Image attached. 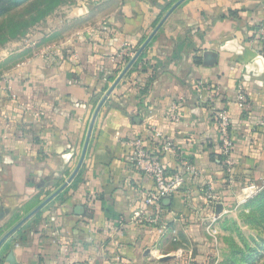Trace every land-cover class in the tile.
<instances>
[{"label":"crops","instance_id":"1","mask_svg":"<svg viewBox=\"0 0 264 264\" xmlns=\"http://www.w3.org/2000/svg\"><path fill=\"white\" fill-rule=\"evenodd\" d=\"M110 1L96 22L0 74V238L65 184L5 239L0 264H183V244L200 240L216 202L264 183V43L254 31L264 0L178 4L99 107L69 180L100 100L177 0ZM172 104L177 123L165 117ZM220 110L234 142L232 184L217 156ZM151 129L198 172L158 207H146L154 180L128 163L121 142ZM159 157L178 166L171 153ZM143 209L157 223L130 221Z\"/></svg>","mask_w":264,"mask_h":264},{"label":"rangeland","instance_id":"2","mask_svg":"<svg viewBox=\"0 0 264 264\" xmlns=\"http://www.w3.org/2000/svg\"><path fill=\"white\" fill-rule=\"evenodd\" d=\"M101 1L0 0V74L102 18ZM109 3L110 8L116 4ZM24 210L6 231L31 209ZM202 226L200 240L183 244V264H264V183L231 190L216 202Z\"/></svg>","mask_w":264,"mask_h":264},{"label":"built area","instance_id":"3","mask_svg":"<svg viewBox=\"0 0 264 264\" xmlns=\"http://www.w3.org/2000/svg\"><path fill=\"white\" fill-rule=\"evenodd\" d=\"M255 38L264 43V23L255 27ZM236 102L239 107H247L249 102L242 87H239L236 94ZM165 117L173 123L180 120L177 113V105L172 104ZM217 127L220 133V146L218 149V162L224 169L226 179L229 184L233 183L235 162L232 158L234 142L230 134V121L225 110L216 113ZM154 138H160L161 142L157 149L151 147ZM122 143L128 145L127 161L133 167L138 169L145 175L150 176L154 180V190L151 191L144 199L146 207H158L162 200L171 197L175 193H179L182 186L186 183L187 178L191 179L198 172L188 159H183L180 154L175 151L173 140L170 137L163 138L162 134L155 129H151V135L146 138L135 136L130 139H121ZM161 153H171L178 161V166L174 170H168L161 162ZM203 196L209 202L214 201V194L210 189H205ZM145 209L136 211L131 217V222L157 223L156 216L145 215ZM124 226V220L119 219L113 227V231L121 233Z\"/></svg>","mask_w":264,"mask_h":264},{"label":"water","instance_id":"4","mask_svg":"<svg viewBox=\"0 0 264 264\" xmlns=\"http://www.w3.org/2000/svg\"><path fill=\"white\" fill-rule=\"evenodd\" d=\"M183 0H177L169 9L168 11L165 13V15L162 17V19H160V21L156 24V26L154 27V29L151 31V33L148 35V37L146 38V40L143 42V44L139 47V49L135 52V54L133 55V57L130 59V61L126 64V66L124 67V69L121 71V73L118 75V77L116 78V80L113 82V84L111 85V87L107 90V92L105 93L104 97L100 100L94 115L92 117L91 123H90V127H89V131H88V135L86 138V142L82 151V155L81 158L78 162V165L76 167V169L74 170V172L71 174V176L69 177V180L74 176L75 172L77 171L78 167L80 166V163L82 161L83 155L85 153V149L87 146V142L89 139V135L91 132V128L93 126V122L95 119V116L97 114V111L99 109V107L101 106V104L103 103V101L106 99L107 95L110 94V92L113 90V88L115 87V85L118 83V81L120 80V78L124 75V73L126 72V70L131 66V64L134 62V60L139 56V54L142 52V50L144 49V47L148 44V42L151 40L152 36L155 34V32L159 29V27L162 25V23L165 21V19L169 16V14L175 9V7L180 4ZM65 186L62 185L61 187H59L57 189V191H55L52 195H50L49 197H47L45 200H43L38 206H36L34 209H32L27 215H25L22 219H20L12 228H10L1 238H0V246L1 244L5 241V239L15 230L17 229L27 218H29L33 213H35V211H37L40 207H42L44 204L47 203V201H49L56 193H58L63 187ZM219 210V209H218Z\"/></svg>","mask_w":264,"mask_h":264}]
</instances>
